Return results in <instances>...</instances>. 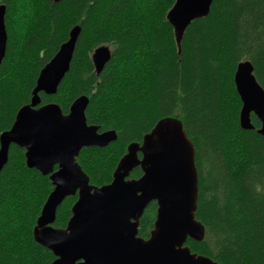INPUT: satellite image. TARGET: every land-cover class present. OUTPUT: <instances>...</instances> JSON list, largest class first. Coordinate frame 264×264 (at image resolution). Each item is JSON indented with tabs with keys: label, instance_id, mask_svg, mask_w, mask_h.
Wrapping results in <instances>:
<instances>
[{
	"label": "trees",
	"instance_id": "1",
	"mask_svg": "<svg viewBox=\"0 0 264 264\" xmlns=\"http://www.w3.org/2000/svg\"><path fill=\"white\" fill-rule=\"evenodd\" d=\"M148 2L151 7L137 13L136 0H2L8 42L0 65V134L31 101L41 69L79 24L70 70L55 94L40 96L68 113L85 94L88 123L116 130V141L83 147L77 157L90 183H110L130 143H141L160 119L179 118L195 146V216L205 228L202 241L189 238L186 245L220 264H264V136L255 114L254 129L241 127L234 82L237 66L249 61L264 88V0H213L209 14L187 27L180 49L167 19L175 0ZM19 18L27 22L23 39L15 31ZM103 44L112 56L97 73L92 54ZM142 174L138 166L130 178ZM52 189L49 175L29 168L25 149L13 144L0 172V264L55 259L33 236ZM76 200L64 199L55 227L67 226ZM157 207L152 201L145 209L139 236H150Z\"/></svg>",
	"mask_w": 264,
	"mask_h": 264
},
{
	"label": "water",
	"instance_id": "2",
	"mask_svg": "<svg viewBox=\"0 0 264 264\" xmlns=\"http://www.w3.org/2000/svg\"><path fill=\"white\" fill-rule=\"evenodd\" d=\"M212 3L186 0L174 11L175 0L167 19L179 49L187 27L206 17ZM6 14L7 5L0 4V65L8 42ZM80 32L79 24L70 29L68 39L41 69L31 101L18 109L12 126L0 134V172L16 144L25 149L27 166L49 175L53 184L37 218L35 241L53 252L55 259L50 264H220L186 245L189 238L202 241L205 228L195 216L199 193L195 146L179 118L160 119L141 143H130L110 183H90L77 157L83 147H106L116 141V130L100 131L99 126L88 123L90 99L85 94L72 102L68 113L57 102L42 103L40 96L41 92H57L70 70ZM111 56L109 45L94 50L97 73ZM234 82L242 101L241 127L254 129L255 114L261 121L257 132L264 136V88L249 61L237 66ZM161 121L167 122L174 135L163 144L149 142L148 136ZM138 166L142 176L130 178ZM68 196H77L72 215L65 228L55 227L57 210ZM152 201L157 202V216L150 236L144 238L139 236L140 218Z\"/></svg>",
	"mask_w": 264,
	"mask_h": 264
},
{
	"label": "snow or ice",
	"instance_id": "3",
	"mask_svg": "<svg viewBox=\"0 0 264 264\" xmlns=\"http://www.w3.org/2000/svg\"><path fill=\"white\" fill-rule=\"evenodd\" d=\"M2 2V0H0ZM186 0H177L176 8L175 10H179L181 5L184 4ZM3 55V54H2ZM0 55V56H2ZM244 87L243 81H241V88ZM21 119H23V113H21ZM172 130L169 128L167 122L161 121L156 127L155 130L151 132V134L148 136V141H156L158 143H165L167 142L172 136H173Z\"/></svg>",
	"mask_w": 264,
	"mask_h": 264
},
{
	"label": "clouds",
	"instance_id": "4",
	"mask_svg": "<svg viewBox=\"0 0 264 264\" xmlns=\"http://www.w3.org/2000/svg\"><path fill=\"white\" fill-rule=\"evenodd\" d=\"M150 7L151 5L149 4L148 0H136L135 11L137 13L146 12ZM22 15L23 13H21V16ZM26 30H27L26 20L19 18L17 24L15 25V31L18 34L17 38L23 39Z\"/></svg>",
	"mask_w": 264,
	"mask_h": 264
}]
</instances>
